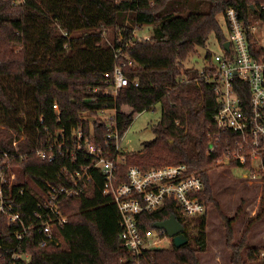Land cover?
Masks as SVG:
<instances>
[{"label": "trees", "instance_id": "trees-1", "mask_svg": "<svg viewBox=\"0 0 264 264\" xmlns=\"http://www.w3.org/2000/svg\"><path fill=\"white\" fill-rule=\"evenodd\" d=\"M228 9L247 28L264 24V0H0V173L15 176L5 188L14 210L26 220L37 210L45 184L57 185L61 169L76 166L68 159L47 163L37 157L49 134L78 128L88 134L92 126L95 137H101L104 124L91 125L82 114L91 116L103 106L115 109L121 133L135 115L160 107L153 139L141 151L125 154L121 178L132 166L184 164L202 175L200 197L206 206L219 210L207 173L221 159L219 145L208 153L218 103L213 85L184 63L210 37L223 47L227 36L217 18ZM143 27L151 28L147 38L135 35ZM248 40L252 56L264 62V49ZM212 55L206 53V64ZM115 65L121 66L127 86L115 97L94 93L108 86L103 74H112ZM262 160L264 166V154ZM94 180L80 197L61 199L67 221L45 248L34 232L18 241L20 227L0 217V264H130L119 239L116 207L101 194L102 179L94 174ZM218 213L229 264H264V250L248 245L250 228L236 238L229 219ZM171 215L182 225L187 244L146 250L141 264H200L206 214L196 218L194 234L170 204L141 215L139 226L152 229ZM14 253L27 254L29 261L13 260Z\"/></svg>", "mask_w": 264, "mask_h": 264}, {"label": "built area", "instance_id": "built-area-1", "mask_svg": "<svg viewBox=\"0 0 264 264\" xmlns=\"http://www.w3.org/2000/svg\"><path fill=\"white\" fill-rule=\"evenodd\" d=\"M224 21L227 50L222 47L220 54L212 55L210 63L197 70L205 82L213 85L218 103L213 117L216 132L208 153H213L219 145L224 158L222 163L249 169L245 178L254 180L259 171L264 172V62L250 52L248 38L255 40L256 26L247 28L233 9L225 12ZM103 79L108 86L95 88L93 92L105 97H115L128 84L118 65L114 66L112 74H103ZM52 108L57 111L56 105ZM82 119L91 125L96 121L104 124V133L96 138L90 126L88 134L81 128L71 129L69 133L59 129L49 134L37 157L47 163L57 158L68 159L76 166L63 167L57 185L45 184L37 210L26 220L14 210L13 200L6 197L5 188L15 180L14 174L0 173V217L20 227L18 241L34 232L39 237V247L45 248L55 241L57 230L67 221L60 211L61 199L80 197L89 183L95 182L96 174L103 182L101 194L110 198L118 212L119 239L128 252V262L141 264L146 250L167 248L161 242L171 244L172 239L163 230L140 228V216L158 212L166 204H170L185 223L204 215L206 204L200 197L205 189L203 177L179 164L145 170L132 166L121 178L119 167L125 163L126 152L121 150L120 143L125 132L121 133L118 128L115 109L103 106L91 116L83 113ZM253 161H258L259 166L254 168ZM7 170L9 172V166ZM19 193L22 194V190ZM12 259L28 262L29 256L14 253Z\"/></svg>", "mask_w": 264, "mask_h": 264}, {"label": "rangeland", "instance_id": "rangeland-1", "mask_svg": "<svg viewBox=\"0 0 264 264\" xmlns=\"http://www.w3.org/2000/svg\"><path fill=\"white\" fill-rule=\"evenodd\" d=\"M222 33L227 36L224 18H217ZM254 34L257 45L264 49V24H254ZM150 27H143L135 35L149 37ZM220 54L213 37H210L205 48H196L184 63L185 68L201 70L205 63V55ZM124 112L126 108L121 109ZM160 118V107L155 106L151 111H144L134 116L131 125L123 135L120 148L126 153H136L142 150L143 144L153 139L152 126ZM224 158L217 161L207 173L209 182L219 210L212 204L206 206V251L199 256L200 264H229V252L225 248V233L223 221L219 218V211L229 219L230 225L235 229L236 238L248 226L250 234L248 245L264 250V172L259 171L257 178H245L250 173L249 169L239 166L229 167L222 163ZM254 168L259 166L258 161H253ZM185 229L191 234L196 232L197 219L191 218L186 223ZM163 246L169 247V241H162ZM264 256L262 251L260 257Z\"/></svg>", "mask_w": 264, "mask_h": 264}, {"label": "water", "instance_id": "water-1", "mask_svg": "<svg viewBox=\"0 0 264 264\" xmlns=\"http://www.w3.org/2000/svg\"><path fill=\"white\" fill-rule=\"evenodd\" d=\"M223 48L227 50V42L223 44ZM89 121H92V119ZM153 228L163 230L167 237L172 239V244L175 248H180L188 242L187 237L184 235V229L182 225L177 221L174 215H171L165 221L155 223Z\"/></svg>", "mask_w": 264, "mask_h": 264}]
</instances>
